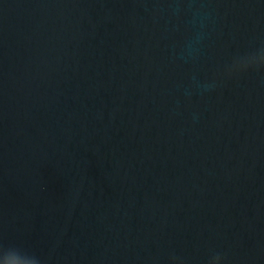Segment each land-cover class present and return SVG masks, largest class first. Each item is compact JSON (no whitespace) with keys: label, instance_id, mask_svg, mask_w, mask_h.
<instances>
[{"label":"water","instance_id":"obj_1","mask_svg":"<svg viewBox=\"0 0 264 264\" xmlns=\"http://www.w3.org/2000/svg\"><path fill=\"white\" fill-rule=\"evenodd\" d=\"M262 47L264 0H0V246L264 264Z\"/></svg>","mask_w":264,"mask_h":264},{"label":"clouds","instance_id":"obj_2","mask_svg":"<svg viewBox=\"0 0 264 264\" xmlns=\"http://www.w3.org/2000/svg\"><path fill=\"white\" fill-rule=\"evenodd\" d=\"M261 68H264V47L234 59L231 66L227 69V74H239ZM216 257L220 258L219 256ZM6 259L9 264H25V262L27 264H42L40 258L35 254L28 253L15 246L8 248L0 246V264H3Z\"/></svg>","mask_w":264,"mask_h":264}]
</instances>
